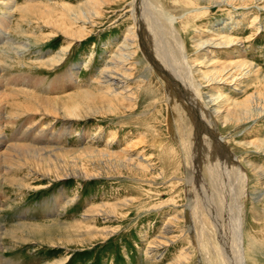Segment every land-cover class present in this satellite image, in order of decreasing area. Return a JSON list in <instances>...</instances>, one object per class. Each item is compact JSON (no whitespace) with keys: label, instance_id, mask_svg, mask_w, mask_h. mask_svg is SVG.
Masks as SVG:
<instances>
[{"label":"bare ground","instance_id":"6f19581e","mask_svg":"<svg viewBox=\"0 0 264 264\" xmlns=\"http://www.w3.org/2000/svg\"><path fill=\"white\" fill-rule=\"evenodd\" d=\"M4 1L5 12L0 19V187L6 186L19 194L37 191L50 186L51 182L71 178L81 182L119 178L118 186L128 182L142 189L141 185H145L147 192L142 191L145 195H141V198L128 197L96 205L87 203L81 216L72 222L54 218L38 224L23 221L22 218L7 227L0 223V251L14 249L16 244L26 241L31 235H44L45 229L58 230V240L68 243L86 246L92 242H105L120 231V226L100 228L97 223H119V220L127 219L131 212L136 214L144 211L160 214L163 218L158 234L148 242V254L153 256V253L171 244L186 241L183 252L167 264H189L187 262L193 252H197L200 264H209L201 248L204 240L207 244L211 241L210 232L203 226L204 219L193 201V192L197 191L208 206L210 219L220 241L222 254H219L224 263L264 264V165L259 166L250 161L248 155L252 150L264 156V139L259 136L244 141V137L240 140L238 136L235 149L239 151V161L228 152V136L224 135L226 132L233 133L232 140L235 141L233 137L240 134L239 130L242 135L245 134L249 124L253 125L264 117L263 94L257 89L251 94L245 93L249 84L260 77L264 79V74L243 59L245 50L241 47V38L239 42L230 37L229 31L234 23L231 21L235 16L232 19L228 15L225 21L213 24L212 28L221 30V34L219 31L212 33L207 28H198L202 19L209 18L212 12L209 9L226 12V6L231 7L228 11L241 12L240 16H244L242 12L249 8L264 10V0H86L76 8H62L59 16L53 17L49 16L53 12L48 6V10H42L41 5L17 7L12 0ZM114 8L121 13L120 17L128 19L130 25L126 27L122 38L115 42L114 51H110L111 55L104 67L100 68L98 75L93 74L84 87L77 83L76 73H79L78 68L81 70L86 67V63L73 65L63 77L47 84L42 83V79H29L19 73L22 70L29 72L32 68L46 71L53 67L59 68L73 43L87 40L92 29L89 28L97 22L95 20L104 12L114 11ZM146 10L151 12L150 19H147L154 33L156 51L149 45L146 47L143 44L142 48V44L137 43L136 37L141 35ZM16 11L21 13L22 18L38 16V30H41V26L49 29L51 34L34 37L32 33V37L26 36L25 32L24 36V32L16 27L15 34L21 39L11 38V34L7 37L9 20ZM37 14L46 15L45 19L38 21L42 16ZM252 17L255 18L254 15ZM174 25L184 36L187 48ZM57 33H61L65 39L62 47L55 52L42 53L36 50L35 60H24L25 53L31 52V42H50L57 37ZM189 35L197 39L189 38ZM165 36L172 39V44L162 41ZM139 47L145 52H142V56ZM216 53L227 56L220 62L219 58H215ZM15 68H18V73L4 75ZM69 82L71 87L66 88ZM224 87L244 95L240 99L222 98L220 90ZM156 89L162 92L160 101H157L159 93H156ZM158 103H163V107H157ZM143 104L149 107L143 108ZM158 108H164L161 111L163 134L155 129L161 126L156 119ZM169 108L176 115L174 120L184 121L187 116L193 125L187 138L178 146V155L169 146V139H172L171 116L166 112ZM23 116L29 117H24L26 123L22 122L20 127L15 128L12 143L8 144L4 134L6 127L14 126V119ZM98 116L101 118L99 121L110 119L112 124L121 127H135L139 121L144 122L145 132L139 133V140L134 141V138L126 142L125 147L114 151L109 149L115 143V133L111 135V140L107 137L104 149H93L83 144L79 149L67 148L68 138L74 132L73 125L80 121L95 120ZM216 123L219 124V133ZM56 124H60V128H54ZM32 129L35 134L28 138V132ZM192 131L193 142L189 141ZM164 134H168V137L161 139ZM200 134L203 139L199 137ZM18 136L19 139L16 138ZM92 138L95 139L94 136ZM200 144L211 148L208 162L195 156ZM147 146L153 149V153L146 152ZM167 157L171 158L168 163ZM166 163L172 167V176L168 179V172L164 169ZM188 164L192 165V171L188 169ZM203 169L206 170L205 177L200 174ZM176 170L180 171V176H177ZM44 180V187L30 185ZM222 188L228 192L227 200L221 194ZM165 191L169 197L163 202L159 201L160 194ZM60 192L53 197V204L50 205L56 210L55 213L59 209L65 211L73 203L70 197L64 195V191ZM153 198L156 202L148 203L147 200ZM2 199L4 196L0 193V210L8 203L6 200L4 205ZM165 208L169 216L164 215ZM4 239H7L6 243ZM155 259H159V256ZM217 259L214 260L215 264H219ZM65 260L60 259L52 264H64Z\"/></svg>","mask_w":264,"mask_h":264},{"label":"rangeland","instance_id":"374dc122","mask_svg":"<svg viewBox=\"0 0 264 264\" xmlns=\"http://www.w3.org/2000/svg\"><path fill=\"white\" fill-rule=\"evenodd\" d=\"M12 1H14L17 7L18 6L20 7L23 5L25 6L26 4L27 5L29 4V6L30 5H41L42 7L41 6L40 7L43 10V9H47V6H48L50 7L48 9L52 10L53 12V15H51L52 13L49 15L52 17L59 16V13L62 8H65L67 6L76 8L82 5V3L84 4V2H86V0H31V1L30 0L29 1L12 0ZM2 2H5V1L0 0V19L3 17V12H5L3 9L4 6ZM224 8L226 12H223L222 10L220 11L218 10L217 12L216 8L209 9L210 11H212L211 14L208 16L209 18L206 17L205 19H202L200 23L198 24V28H203V29L207 28L206 30L209 29L212 33L219 31V34H221L222 33L221 30H216L212 28L213 24L218 25V22L221 23L222 21H225L228 15L232 17V19H233V16H235L234 19L231 21L232 23L234 22L233 23L234 26L233 25L231 26V30L229 31L231 34L229 33V35L231 38L238 39V41L241 38L240 39L241 42L240 41L239 42L242 43L241 47L243 48V50H245L244 51L245 56H243L244 57L243 59L248 61V63L251 62L250 64H252L255 69L258 68L260 72L264 74V10H260L258 8L253 7V8H249L248 10H245V12H242L244 16L242 14L240 16L241 12H237L232 9H231L232 11H228V9H230L231 7L225 6ZM113 10L114 11L112 12H106V13L104 12L100 18H97L95 20L97 22H95V24L89 28V29L91 28L92 29H91V33L89 34V37L87 38V40L82 41L80 43H73V46H71V50H69V52L66 54V59H64V62L62 63V65L58 66L59 68L53 67L52 69H48V71L40 69V68H32V70L29 72L22 70L19 73L21 74L23 73L22 75H25L29 79L31 78L33 80L42 79L44 81L42 83L47 84L56 78L59 79L63 77L66 71L73 65H82L83 63H86V67L81 68V70L80 68H78L79 73H76L77 78H78L77 83L79 82V84L82 85V87H84L86 85L85 83H88V81L94 75H98V71L100 70V68L104 67V63H106V61L111 55L110 51H114L115 42L122 38L123 34L125 33L126 27L130 25V22L128 21L126 17L119 16L121 13L117 11L116 8H114ZM169 12L175 15V13H173L172 11H169ZM250 12L252 14H250ZM37 15H41V14H37ZM150 15H151V12H149V10H146L145 12L146 19L144 20V23H143L144 26L140 30L141 35L136 38L138 41L137 43L142 44V48L144 45L146 47L149 45L153 47L152 49L154 51H156V48H155L156 42H155V38L153 35L154 33L152 32L151 27H149L150 21H148V19H150L151 17ZM253 15L255 18L252 17ZM41 16L42 17L38 18L39 19L38 21H40L41 18H43L44 20L46 15L42 14ZM36 17L38 16L34 15L30 18L29 17L22 18V15L20 12H17V11L16 13L14 12V14L11 17V20H9V25L7 29L8 30L7 37L8 36L10 37V34H11V38L18 37L15 34L17 28H19L21 32L22 31L24 32V36L26 33L29 34V35L26 34V36H32L30 34L33 33L34 37L36 35L38 36V34L39 36H46L49 33L51 34L49 29L42 28L41 26H39L41 25L39 23H38L39 25L38 24L37 25L39 26V29L41 30H38V27H36ZM28 18L31 21H29ZM251 22H253V24ZM257 23L260 26H258ZM225 24L227 25L228 23H225ZM174 26L175 28H177L176 29L177 32L180 33L182 41L185 45V48H187L185 38L182 35L180 29L178 28L177 25H174ZM226 27H229V26L227 25ZM60 34L61 33H57L56 34L57 37L54 38L50 42L43 41L41 43H36V44L35 43L33 44L31 42V47H30L31 52L25 53V55L23 56L24 60L29 61L31 58H32V61L35 60L34 58L37 56V54H34V51L36 50H39L42 53L47 52V51L48 52L57 51L65 43L64 37L61 36L62 34L61 35ZM188 37L193 38L195 40L197 39V37L192 36V35H189ZM18 39H21V38L18 37ZM162 41H164L165 43L169 42L172 44V39L167 38L166 36L165 38H163ZM142 52L144 51L143 49L141 50L140 48L139 53L141 54V56H142ZM229 52H233V51L229 50ZM226 56H227L226 54H219V55L217 54L215 58H219V60H221L220 62H222L225 60ZM200 59H201V56L198 58V60ZM206 64H210V63H206ZM17 69L18 68L6 71L4 75L9 76L14 73H18ZM260 78L256 79L257 82L255 81L249 84L248 89H246L245 93L251 94L253 92H256L255 89H257V92H261V95L263 94L262 95L263 97L264 96V91H263L264 90V79H262V77ZM70 84H71L70 82L67 83L65 87L70 88L71 87ZM160 91L161 90L156 89V93H159L157 95L158 96L157 101H160L162 98V94H161L162 92ZM206 91L208 92V90ZM220 91H221V95L223 96L222 98L236 97L235 99H240L244 95V93L236 94L235 92L230 90V88L228 87H224ZM162 105L163 103L161 104L158 103L157 107L162 106ZM143 106H144L143 108L149 107L146 104H143ZM160 109L161 108H158L159 113L157 114L156 119H157V122L161 123V126L160 128L156 127L155 129L163 134L164 133V129H163L164 122H163L161 111L164 108H162L161 110ZM166 112H168L169 115L171 116L170 123L172 127V130H171L172 139H169V146L171 145V147L175 150V153L178 155L179 154L178 148L181 146V143L184 141V139L187 138L190 132V129L192 130L193 125H192L191 119L188 118L187 116H185L184 121H181L177 118H175L174 120V117L176 115L175 116L173 115V110L169 108V111L166 110ZM24 117L28 119L29 116H23L18 119L16 118L14 119L16 120L14 126L6 127L4 134H5V138H7L8 144L12 143V139H13L12 135L14 134L15 130L18 127H20V124L22 122L26 123L27 120ZM147 118H149V116H147ZM99 119L101 118L98 116L95 120L80 121V122H77L75 125H73L72 128L74 130L73 132L74 134L72 133V135L68 138L66 147L77 149L78 147L85 145L93 149L94 148L104 149V147L106 146L105 142H106L107 137L109 138L108 140H111V137H112L111 135L115 133L113 135L116 137L114 140L115 143L113 144V147L109 149L111 151H114L116 149L125 147V145H127L126 142L129 143L131 140L133 141L134 138H135L134 141L139 140V137H140L139 133L145 132L144 130L145 124L144 122H141V121H139V124L136 125L135 127H121V126H116L115 124H112L110 119H107L104 121H99ZM263 121H264V117L257 120L253 125L249 124L248 125L249 127L248 128L246 127L247 128L246 132L243 135L241 134V130H239L240 131L239 135L236 134L237 132L236 131L234 133L236 135H234L235 137H233L235 141L232 140L233 133L226 132L224 134L226 135V137L228 136L227 139L229 141V144L226 146L231 156L237 158V160L240 161L239 154H238L239 151L238 150L236 151L235 149L236 148L235 142L238 139V136L240 140H242V138L244 137L243 138L244 141H251L255 137L259 138V136H261V138L264 139V128H263L264 122ZM57 127L60 128V124L54 125V128H57ZM216 129H217V133H219L218 132L219 124L216 125ZM21 133L22 132H20V134ZM28 133H29L27 136L28 138H30L32 135L35 134L33 129L29 131ZM148 133L149 132H147V135H149ZM246 133L247 134L249 133L248 136ZM86 135H89V136H86ZM201 135L202 134H200L199 137L203 139ZM240 135L242 136L240 137ZM82 136L84 137L83 143H82L83 138L81 139ZM92 136H94L95 139H93ZM167 137H168V134H164V136L161 137V139L167 138ZM16 138L19 139V136ZM193 138H194V135L192 131V135L190 136L189 141L193 142ZM23 140H26V139L23 138ZM115 145H117V147ZM210 149L209 147H206V145H204L203 147L200 144L199 148L196 150L195 156L201 159L203 158L202 161L204 162H208L210 158V153H211ZM146 150H147L146 151L147 153H153V149L149 148L148 146ZM240 152L243 153L242 151ZM248 155H249L250 161L258 164L259 166L264 165L263 154H258L250 150L248 152ZM168 159H171V158L167 157L166 159L167 163H168ZM167 163L164 165V169L166 173L168 172L166 174V178L168 179L172 176V167L170 165H167ZM188 163H189V158H188ZM190 165L188 164L189 166L188 169L192 171L193 170L191 167L192 165L191 166ZM241 165L243 164L241 163ZM176 174L177 176L181 175L180 171L178 170H176ZM200 174L201 176L205 177L206 170L203 169V171H201ZM118 181H120L119 178L115 180L102 179L99 181L96 179V180H87V181L81 182L79 180H75L71 178L66 181H59V182H53V183L51 182L50 186L44 187L45 185L44 183H46V181L44 180L40 183L33 182L30 184L35 187L43 186L44 187L43 189H40L37 191H34V190L24 191L19 194L14 191H11V189L6 186L0 187V193L4 196V199H2V202L5 205L6 200H7L8 202L7 206L8 204L11 205V207L10 206L8 207L9 209H7V206H6L4 209L0 210V223L7 227L9 226V224L14 225L16 224V222L18 223L22 218H23V221L30 222V223H38V224L42 223L45 220L46 221L52 220L54 218L64 220L65 222L66 221L72 222L74 219L79 218L81 216L82 212L84 211V209L90 202L96 205L100 203L117 202L118 200L128 198V197L141 198V195L143 197L145 195V193L143 192H147L145 191L147 190L146 189L147 186L145 185H141L142 189L134 186L135 187L134 189V187L128 182L122 183V186L120 184L118 186L117 184ZM193 183L194 182H192V184ZM193 188H194V184H193ZM60 191H64V195L70 197L73 203L69 204L70 206L68 205L65 211H62L59 209L58 213L57 212L55 213L56 210H54V208L50 205L53 204V197L55 198L56 195L61 194ZM221 192H222L221 194L227 200L228 192L226 191V188H222ZM160 197H161V200L159 201L163 202L167 199V197H169V193L165 191L164 193L160 194ZM147 201H149L148 203L150 204H154L156 202L154 198L148 199ZM193 201H194V204L196 203L195 205H197L196 207L199 210L198 213L204 219V221L202 219L204 223L203 226L210 232L211 241L207 244L205 243V240H204V244H202V248H201L202 255L206 256L207 260H209V264H215L214 262L215 258L216 259L218 258L217 260L219 264H225L220 255L222 254L220 241L216 233V229L210 219L209 209H208L206 202L204 201V197L200 195L197 191H195L193 192ZM166 210L167 208H165L164 215L169 216L170 215L168 213L169 211L168 210L166 211ZM204 210H205V213H204ZM132 214H133L132 212L128 214L129 216L127 217V219L125 218L124 220H119V223H116V222L115 223H101L100 222V224L97 223V225H99L98 227L100 228L101 227L114 228L118 224V226H120V231L117 234L110 237L105 242H99V241L98 243L92 242L91 244H86V246L83 244H77L73 242L68 243V242H65L64 240L62 241L58 240L57 238L59 234L58 230L48 231L47 229H45L43 230L44 231L43 234L45 235V237L42 234L36 235L37 237L35 235H31L32 237L34 236L35 238L30 237L26 241L24 240L23 242L19 243L20 245L16 244L15 248L9 251H2V252L0 251V264H12V263L13 264H47V263L52 264V263H55L56 261H59L60 259H66L64 264H167L168 262H170V260L176 258L180 252H183L184 247L187 244L186 241L176 242L174 244H171L161 249L159 252L155 254L153 253L152 254L153 256H151V254H148L146 251L148 248V242L150 243L153 237H155L158 234L159 229L161 228L162 223H163V218L161 217L162 215L155 214L154 212L146 213L144 211H140V213H136L133 215ZM45 231H48V232L45 233ZM55 235H57L56 238H55ZM144 236L147 238H145ZM53 239H55L56 241ZM4 242L6 243L7 239L6 240L4 239ZM207 251H209L210 254ZM219 252L221 253L219 254ZM196 254L197 252H193L190 255L191 257H189L190 262L188 261L187 263L197 264L198 262V264H200V261L198 259L199 256L198 254L197 255ZM158 256H159V259H155V257H158ZM210 256H212V258Z\"/></svg>","mask_w":264,"mask_h":264}]
</instances>
